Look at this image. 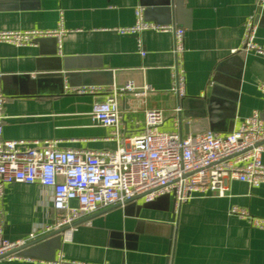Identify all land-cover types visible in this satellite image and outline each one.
Here are the masks:
<instances>
[{
  "label": "crops",
  "instance_id": "0c3cea01",
  "mask_svg": "<svg viewBox=\"0 0 264 264\" xmlns=\"http://www.w3.org/2000/svg\"><path fill=\"white\" fill-rule=\"evenodd\" d=\"M161 1L0 0V29H67L61 47L55 36L28 46L0 44V88L7 98L1 137L56 138L62 148L116 149L113 128L96 125L90 110L114 87L131 80L138 86L149 83L156 91L144 97L127 93L121 99L123 132L139 131L145 110L158 108L165 115L163 129L181 133L174 109L184 110L183 99L170 91L172 33L145 30L135 36L116 30L135 23L138 6L144 7L147 21L185 29V97L206 101L205 131L230 133L256 109L264 119L259 89L264 57L240 50L249 18L258 24V40L264 41V7L256 0ZM66 84L102 90L78 93L66 91ZM196 109L190 103L188 111ZM228 186L225 197H195L181 205L171 195L112 205L75 224L69 234L20 250L11 262L2 257L1 264H55L60 254L111 264H264V229L230 213L237 205L264 217V184L229 180ZM51 194L39 183L6 184L3 235L44 234L54 216Z\"/></svg>",
  "mask_w": 264,
  "mask_h": 264
},
{
  "label": "built area",
  "instance_id": "2783aa9c",
  "mask_svg": "<svg viewBox=\"0 0 264 264\" xmlns=\"http://www.w3.org/2000/svg\"><path fill=\"white\" fill-rule=\"evenodd\" d=\"M264 7V0H256ZM133 25L118 27L125 35L139 36L145 30L170 32L173 35L174 63L170 66L172 85L170 91L178 97L186 96V69L183 55L186 51V31L175 25H162L147 21L144 7L135 9ZM240 50L254 52L264 57V41L258 40V24L253 18L246 20ZM67 32L63 25L56 29H0V44L16 46L36 44L44 37L59 39ZM138 46L142 41L138 38ZM144 55L145 51L141 50ZM264 94V80L259 83ZM66 91L97 93L100 87L65 86ZM155 88L146 83L138 86L128 81L114 87L105 100L95 102L90 115L96 125L112 127L118 141L116 149L62 148L60 140L2 138L6 118L7 98L0 88V222L1 202L6 184L39 183L51 189L53 220L44 232L72 225L75 221L115 204L141 196L152 202L160 196L171 195L181 205L195 197H225L229 180H239L257 187L264 184V119L259 110L243 118L227 134L211 130L181 134L163 129L165 115L162 109L145 110L143 127L127 135L123 132L124 115L121 99L127 93L135 97L147 96ZM176 115L182 111L175 109ZM76 201L77 204H72ZM230 213L247 221L251 226L264 229V217L252 215L248 209L233 206ZM71 226L65 234L71 233ZM33 235L30 238H34ZM30 238L9 239L0 226V264L6 257L11 262L18 257L12 253ZM55 264H111L70 259L60 254Z\"/></svg>",
  "mask_w": 264,
  "mask_h": 264
},
{
  "label": "water",
  "instance_id": "95a60500",
  "mask_svg": "<svg viewBox=\"0 0 264 264\" xmlns=\"http://www.w3.org/2000/svg\"><path fill=\"white\" fill-rule=\"evenodd\" d=\"M166 0H162L160 4H165ZM183 100V106H184V110L181 111L179 114H178V117H179V123H180V127H181V134L183 133V130L186 134L188 133H198V132H202V131H205L207 130L205 127L201 126V124H204L205 121H204V118L206 116V111H205V100L204 99H199V98H186V97H183L182 98ZM190 103H195L196 104V111H188L189 109V106H190ZM197 119V121L193 122V121H184V119ZM141 196H137V197H134L128 201H131V200H134V199H137V198H140ZM127 201V202H128ZM117 205H120V204H117ZM108 208L106 209H103V210H100L98 212H95L91 215H88L86 217H83L77 221H75L71 226H74L75 224L81 222V221H84V220H88L90 219L91 217H93L94 215L98 214L99 212H104L106 211ZM70 225H66V226H63L61 228H58V229H54V230H51L49 232H45L44 234L42 235H38L34 238H32L31 240H29L26 244H24L23 246L17 248L16 250H14L12 253H15L17 255H21L19 253L20 250L26 248V247H30V246H33V245H39L43 242H45L46 240H48L49 238H52L54 236H59V234H63L65 233V231H67L70 227ZM25 256H28V255H25ZM30 256V255H29Z\"/></svg>",
  "mask_w": 264,
  "mask_h": 264
}]
</instances>
